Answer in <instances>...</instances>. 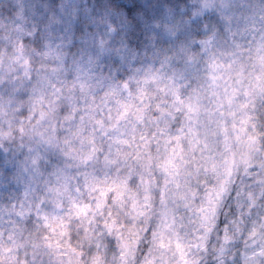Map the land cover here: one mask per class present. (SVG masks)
Here are the masks:
<instances>
[{"label": "clouds", "instance_id": "obj_1", "mask_svg": "<svg viewBox=\"0 0 264 264\" xmlns=\"http://www.w3.org/2000/svg\"><path fill=\"white\" fill-rule=\"evenodd\" d=\"M0 264H264V0H0Z\"/></svg>", "mask_w": 264, "mask_h": 264}]
</instances>
